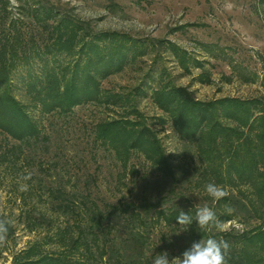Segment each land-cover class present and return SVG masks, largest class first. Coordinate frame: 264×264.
<instances>
[{
  "label": "rangeland",
  "instance_id": "obj_1",
  "mask_svg": "<svg viewBox=\"0 0 264 264\" xmlns=\"http://www.w3.org/2000/svg\"><path fill=\"white\" fill-rule=\"evenodd\" d=\"M7 1L8 14L1 11L0 1V18L6 22L17 20L23 26H30L28 9L41 3L90 22L98 32H118L135 39L153 40L155 47H149L145 56L126 66L123 72L101 81V87L104 91L131 93L135 97L138 112L157 133L174 164L183 165L184 174L178 175L176 183L163 184L142 156L134 154L130 165L138 173L123 179L113 153L92 140L95 125L119 118L122 110L88 104L74 108L66 116L43 115L31 107V95L23 84L27 68H19L12 80L14 95L27 106L44 139L24 145L5 140L0 134V219L11 221L13 230L11 236L0 242V264H12L14 256L34 245L45 253L62 250L57 235L61 227L72 224V216L58 217L54 213V199L50 193L55 190L78 197L84 195L88 202H95L104 211L133 204L132 209L145 222L141 226L145 237L143 248L137 246L143 252V264H153L158 253L167 252L169 260L182 256L192 245L179 239L186 232L180 231L177 235L180 226H164L163 222L156 221L155 212L167 208L196 211L198 207L208 206L218 218L228 209L206 193L205 184L200 183L195 154L184 150L171 122L152 103L150 88L159 78L158 74L165 71L169 80L186 88L200 101L264 96L261 86L264 76V5L260 0ZM159 41L177 45L203 68L191 65L190 73H184L171 53L160 48ZM38 65L36 60L34 70ZM202 72L210 78V83L199 82L198 76ZM137 87L147 96L137 95L134 91ZM161 118L167 123L161 124ZM29 172L32 173L30 180L20 179ZM25 183L28 190L20 191L21 184ZM223 189L227 196L245 202L237 189L229 186ZM240 190L249 194L244 187ZM144 200L152 205L148 211L140 205ZM79 206L78 209L82 210L83 205ZM42 216L45 218L41 219L43 223L37 219ZM126 217V213L114 217L116 227L109 239H113L116 245L128 239ZM259 224L257 216H244L240 212L232 221L223 224V231L231 228L249 230ZM206 229L208 238L217 232L213 226ZM124 252L134 257L132 245Z\"/></svg>",
  "mask_w": 264,
  "mask_h": 264
},
{
  "label": "trees",
  "instance_id": "obj_2",
  "mask_svg": "<svg viewBox=\"0 0 264 264\" xmlns=\"http://www.w3.org/2000/svg\"><path fill=\"white\" fill-rule=\"evenodd\" d=\"M0 1L1 11L8 14L9 2ZM260 3L264 5V0ZM28 10L31 24L27 27L17 20L6 22L0 18V134L5 140L27 145L44 139L27 106L13 92V75L26 67L23 84L31 95V107L43 115L66 116L74 108L88 104L122 110L119 118L97 123L92 139L113 153L121 169L120 177L125 179L138 173L130 165L131 157L137 154L163 184L176 183L178 175L184 174V167L174 164L166 154L157 133L138 112L135 97L131 93L104 91L101 87V81L123 72L126 66L145 56L149 47H155L153 40L135 39L118 32H98L90 22L41 3ZM158 44L171 53L184 73H190L191 65L203 68L177 45L164 41ZM36 60L39 65L34 70ZM158 77L150 88L151 101L171 122L184 150L195 154L200 183L229 186L245 199L244 202L226 196L218 200L228 209L222 211L218 220L228 223L240 212L260 219V224L249 230L220 231L214 227L217 232L211 233V238L229 243L227 264H264V96L200 101L186 88L176 86L165 71ZM198 80L210 83L204 72ZM261 86L264 88V76ZM134 91L147 96L138 87ZM159 120L161 124L167 123L164 118ZM241 187L249 194L242 193ZM50 195L54 199L52 209L58 217L72 216V224L61 227L57 235L62 250L45 253L34 245L14 256L12 264H143V252L137 246L144 243L141 226L145 222L132 209L133 204L104 211L95 202H88L84 195L78 197L62 190L51 191ZM143 202L140 205L148 211L152 205ZM80 204L82 210L78 209ZM180 211L193 217L196 212L159 209L155 212L156 221L166 227L180 226L177 223ZM125 213L128 239L116 245L109 239L116 227L114 217ZM37 219L43 223L41 219L45 218ZM185 232L179 239L190 243L208 239L207 229H199L195 220ZM12 234L10 225L6 237ZM129 245L134 248V257L124 252Z\"/></svg>",
  "mask_w": 264,
  "mask_h": 264
},
{
  "label": "clouds",
  "instance_id": "obj_3",
  "mask_svg": "<svg viewBox=\"0 0 264 264\" xmlns=\"http://www.w3.org/2000/svg\"><path fill=\"white\" fill-rule=\"evenodd\" d=\"M32 173L21 176V180L28 181L31 179ZM28 185L21 184L20 191H27ZM205 191L213 200L223 199L228 193L222 186L214 182L205 185ZM196 221L199 229H206L213 226L216 229L223 231V224L218 220L215 212L208 206L198 207L195 216H191L183 211L179 212L177 216V223L180 225V230L176 232L178 235L180 231H186L188 226ZM11 221L0 219V242L6 239L9 232ZM230 245L223 239L217 240L214 238L201 239L198 242L192 243L190 248L185 250L180 257H174L169 260L167 252L158 253L153 264H227V255Z\"/></svg>",
  "mask_w": 264,
  "mask_h": 264
}]
</instances>
